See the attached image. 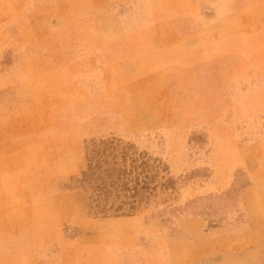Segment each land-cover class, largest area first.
I'll return each instance as SVG.
<instances>
[{
  "label": "rangeland",
  "instance_id": "374dc122",
  "mask_svg": "<svg viewBox=\"0 0 264 264\" xmlns=\"http://www.w3.org/2000/svg\"><path fill=\"white\" fill-rule=\"evenodd\" d=\"M212 1L0 0V264H264V7Z\"/></svg>",
  "mask_w": 264,
  "mask_h": 264
},
{
  "label": "crops",
  "instance_id": "0c3cea01",
  "mask_svg": "<svg viewBox=\"0 0 264 264\" xmlns=\"http://www.w3.org/2000/svg\"><path fill=\"white\" fill-rule=\"evenodd\" d=\"M231 1L230 0H213L212 1L214 13L215 14L218 13L216 15V18H218V21H220V19L223 20L226 18L233 17V15L236 12L240 11L241 7L243 9H247L251 3H253V5H255V6H258L259 8L264 7L263 4H262L263 6L262 5L259 6V4H257L258 2L263 3L264 0H235V1L231 0ZM254 1H258V2H254ZM189 11L192 12V10H189ZM219 16H221L222 18H219ZM254 17L257 20V22H260L261 15L259 17L258 16H254ZM247 18H248L247 16L243 17L242 20L245 22ZM213 21H214V22H212L213 26L217 25L216 21L215 20H213ZM212 36H215V35H212ZM65 81H66V85L68 84V86H66V88H68V90H70V92H71V93H68V95H71L68 97V100H71L72 104H75L77 106H79V104H81V103L91 105L89 107H86V111H85L86 115L77 116V114H76V115L72 116L71 119H74V120L75 119L76 120L85 119V118L90 119V118L95 117L96 114L101 113V112L103 115L113 113L109 110L108 107H104V108L103 107L101 108V106L99 107V105L101 103H103L104 105L107 103H111V102L112 103H118L117 96L114 95L111 91L104 90L103 92H95L93 94H90V93H88L87 90H85V88H81L79 85L74 86L75 85L74 82L69 83L70 80H65ZM63 89H65V88H63ZM72 90H74V91H72ZM64 95H63V97H64ZM74 108H75V111L77 112L78 111L77 107L75 106ZM98 110H100V112ZM64 117L67 119L70 118L69 117V111L67 112V115Z\"/></svg>",
  "mask_w": 264,
  "mask_h": 264
}]
</instances>
